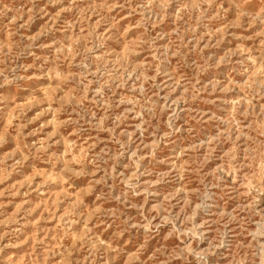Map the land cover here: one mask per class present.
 I'll return each mask as SVG.
<instances>
[{
  "label": "rangeland",
  "instance_id": "374dc122",
  "mask_svg": "<svg viewBox=\"0 0 264 264\" xmlns=\"http://www.w3.org/2000/svg\"><path fill=\"white\" fill-rule=\"evenodd\" d=\"M0 264H264V0H0Z\"/></svg>",
  "mask_w": 264,
  "mask_h": 264
}]
</instances>
